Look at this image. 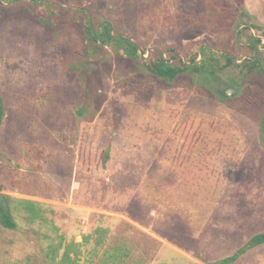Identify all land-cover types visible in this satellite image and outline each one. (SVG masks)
<instances>
[{
	"label": "rangeland",
	"instance_id": "374dc122",
	"mask_svg": "<svg viewBox=\"0 0 264 264\" xmlns=\"http://www.w3.org/2000/svg\"><path fill=\"white\" fill-rule=\"evenodd\" d=\"M3 1L1 206L16 228L0 225V264H209L264 232V83L231 95L229 108L112 61L88 65L97 82L87 96L68 67L86 50L84 17L64 11L87 4L97 26L120 28L144 55L192 49L196 31L242 47L255 35L263 52L264 0H241L243 17L231 7L240 0H53L62 9L51 23L29 1ZM190 118L226 126L229 137L206 140L198 155L199 140L178 129ZM171 150L223 173L209 209L161 191L174 182L162 167ZM234 264H264V246Z\"/></svg>",
	"mask_w": 264,
	"mask_h": 264
},
{
	"label": "trees",
	"instance_id": "16d2710c",
	"mask_svg": "<svg viewBox=\"0 0 264 264\" xmlns=\"http://www.w3.org/2000/svg\"><path fill=\"white\" fill-rule=\"evenodd\" d=\"M28 1L30 5L36 6L38 10L43 11V15L45 14L50 17L47 19L48 23L53 22L51 17H56L62 9L53 0H26L23 2L28 3ZM1 6L3 5L0 0ZM231 7L239 13V17H243L246 14L245 9L242 8L241 0L239 2H233ZM80 8V10L64 9V11L72 13L73 15L84 17L81 20V26L86 50L84 55L78 58L77 62L71 63L68 67L71 74H75L82 79L83 90L87 96L93 93L97 82L94 77L95 72H91L87 68L88 65L108 64L112 61L117 65L121 62H126L135 71H146L159 80L175 84L180 88L195 91L202 96L222 102L229 108H235L228 102L231 95L243 94L247 88L264 83V51L262 52L258 49V45L262 42L261 37L250 35V39L245 41L248 46L242 47L236 39H233L230 43L225 41L216 42L213 37H205L201 32L196 31L199 33L198 35H190V38H193L192 49L181 51L175 47H169L164 50L156 49L150 51L148 59L144 60L139 58L137 46L127 40L119 39H128L137 44L133 39L126 38L121 34L120 28L111 25L104 26L103 22L97 26V19L90 7L84 4ZM34 13L36 16H39L36 12ZM89 16H91V25L95 36L92 35L90 29ZM216 26L220 25L217 24ZM251 26V28L257 30L254 25ZM238 27L239 24H236V28ZM110 29L114 31V37L110 35ZM248 29V27H243L242 31H247ZM241 32L239 33V37ZM107 39L109 40V50L102 45ZM205 43H208L209 46L203 50L201 59L197 61ZM138 46L142 53L145 54L146 50L140 45ZM182 56L190 64L189 66L184 63ZM241 59L243 61L240 63L234 62V60ZM83 70L88 71V73L81 76ZM261 113L263 117H261L259 125L264 133V109ZM4 115V101L0 96V127ZM214 126L215 124L212 120L208 121L204 126L202 119L190 118L188 121L178 125V129L182 131L184 136L191 132L190 137L199 140L196 143L192 141L191 147L192 149L196 147L198 155H203L206 140L212 139L220 142L225 141L229 137L228 130H225L227 128L226 126L220 129H216ZM3 159L4 156L0 152V162ZM180 159L176 155L174 156L172 150L169 153V157L165 158V163L162 166L163 170L167 174H173L174 182L168 188L162 185L161 191L166 194H176L182 198H186L187 196L189 202L193 203V205L209 209L212 205L208 204L213 203L222 191L223 173L211 161H206L201 156L192 160L184 159L183 161ZM108 160L109 152L106 150L101 154V166L105 167V163ZM4 190V185L0 183V225L5 229H15L16 224L12 220L9 210L1 206L3 205L1 192ZM262 246H264V232L251 237L235 254L223 258L221 261L209 264H234L248 250Z\"/></svg>",
	"mask_w": 264,
	"mask_h": 264
},
{
	"label": "water",
	"instance_id": "95a60500",
	"mask_svg": "<svg viewBox=\"0 0 264 264\" xmlns=\"http://www.w3.org/2000/svg\"><path fill=\"white\" fill-rule=\"evenodd\" d=\"M1 2H2V3H7V2H5V1H3V0H1ZM66 7H67V8H73V7L70 6V5H67ZM89 22H90V20H89ZM242 26H243V25H241V27H242ZM90 29H91L92 35L95 36L94 30H93V28H92V26H91V22H90ZM110 35H111L112 37H114L113 34H112V30H111V29H110ZM119 39H120V40H127V41H129L130 43H132L133 45L137 46L135 43H133L132 41H130V40H128V39H124V38H119ZM107 43H108V39H107L106 42L103 43L102 45L106 46ZM137 47H138V46H137ZM206 48H208V46H207V45H204L202 51H201L200 54H199V58L197 59V61H199V60L201 59V53H202L203 50L206 49ZM153 50H154V49H149V50L146 52V55H144V54L142 53L141 49L138 47V56H139L140 59L147 60L148 57H149V53H150V51H153ZM164 57H165V56H164ZM165 59H166V58H165ZM182 59H183L184 63H185L187 66L190 65L189 63H187V62L185 61V58H184V57H182ZM242 61H243V59H242V60H234V62H236V63H240V62H242Z\"/></svg>",
	"mask_w": 264,
	"mask_h": 264
},
{
	"label": "crops",
	"instance_id": "0c3cea01",
	"mask_svg": "<svg viewBox=\"0 0 264 264\" xmlns=\"http://www.w3.org/2000/svg\"><path fill=\"white\" fill-rule=\"evenodd\" d=\"M222 173V172H221ZM224 180V179H223ZM224 183V182H223ZM222 186H223V184H222ZM223 188V187H222ZM223 190V189H222ZM218 197H219V195H218ZM217 197V198H218ZM217 198L215 199V201L211 204V205H214L215 204V202H216V200H217ZM208 205H210V204H208ZM263 247V246H262Z\"/></svg>",
	"mask_w": 264,
	"mask_h": 264
}]
</instances>
